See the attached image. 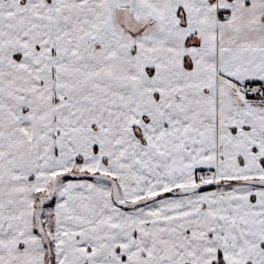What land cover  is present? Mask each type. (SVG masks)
Returning a JSON list of instances; mask_svg holds the SVG:
<instances>
[{
	"label": "snow or ice",
	"instance_id": "snow-or-ice-1",
	"mask_svg": "<svg viewBox=\"0 0 264 264\" xmlns=\"http://www.w3.org/2000/svg\"><path fill=\"white\" fill-rule=\"evenodd\" d=\"M0 264H264V0H0Z\"/></svg>",
	"mask_w": 264,
	"mask_h": 264
}]
</instances>
